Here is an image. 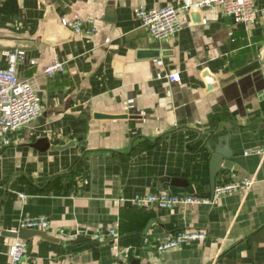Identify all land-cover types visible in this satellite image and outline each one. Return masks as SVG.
<instances>
[{
	"label": "crops",
	"instance_id": "0c3cea01",
	"mask_svg": "<svg viewBox=\"0 0 264 264\" xmlns=\"http://www.w3.org/2000/svg\"><path fill=\"white\" fill-rule=\"evenodd\" d=\"M171 1L182 2L0 0V67L7 51L22 49L16 70L42 106L0 139V264L11 263L10 233L31 215L48 225L28 228L56 238L26 239L20 264H264V0H255L250 22L217 5L192 7L176 33L154 39L135 10ZM75 12L96 18L93 36L60 23ZM54 58L63 68L45 73ZM252 61L255 69L219 82ZM224 135L232 165H221L216 184L253 182L213 197L210 157ZM159 190L213 200H128ZM185 228L206 236L157 247Z\"/></svg>",
	"mask_w": 264,
	"mask_h": 264
},
{
	"label": "built area",
	"instance_id": "2783aa9c",
	"mask_svg": "<svg viewBox=\"0 0 264 264\" xmlns=\"http://www.w3.org/2000/svg\"><path fill=\"white\" fill-rule=\"evenodd\" d=\"M219 6L224 13L232 16L235 22H250L257 16L255 0H182V2H168L165 5L138 7L135 10L136 17L141 25L145 26L154 39H161L176 33L182 25L180 13L192 7ZM60 23L69 27L72 31L91 37L97 29L94 16H83L75 12L71 17H60ZM9 64L0 67V139L11 129L18 128L38 117L42 112V106L32 83L27 78L20 77L16 70L17 57H22L24 51H7ZM63 61L56 58L47 63L43 71L52 74L63 68ZM170 80H179L178 71L168 73ZM264 153V146L262 147ZM245 150L244 153H249ZM253 179L229 180L215 185L213 197L219 193L236 189L238 187L248 188ZM20 198L27 194L18 193ZM130 204L146 207L158 205L170 207L178 203L211 202L209 196H200L189 192H176L159 190L149 193H137L128 198ZM48 225V219L44 215L22 216L19 219V227H41ZM113 229L111 232L113 233ZM205 229L185 228L173 231L157 244L159 249H165L172 245L182 244L194 239L204 238ZM26 239L14 237L7 249L10 264H20L26 249Z\"/></svg>",
	"mask_w": 264,
	"mask_h": 264
},
{
	"label": "water",
	"instance_id": "95a60500",
	"mask_svg": "<svg viewBox=\"0 0 264 264\" xmlns=\"http://www.w3.org/2000/svg\"><path fill=\"white\" fill-rule=\"evenodd\" d=\"M157 48V46H156ZM158 49H149L148 51H145L144 53L148 54V55H157L158 54ZM258 66V61H252L249 63H246L236 69H234V71L229 74L226 77H221L219 79V82L223 83L225 81H229V80H233L235 77L241 76L253 69H255ZM218 81H216V79L213 80V82L208 85V87H213L217 84ZM95 115L97 116H101V117H110L112 116L111 114H106V113H95ZM124 116V115H123ZM227 135L221 136L219 138V142L215 145L214 151L211 154L210 157V186L212 188V193L214 191L215 185H216V181H215V177L216 174L218 173V171L220 170L221 165L224 166H231V161L228 159L231 155V149L228 148L227 146ZM156 218H151L147 221L146 226L144 228L147 229L149 227V225L156 221ZM12 236L14 237H21L24 239H29L30 237H32L33 235H40L42 237L48 238V239H55L56 237H52L50 236L45 230L42 229H36V228H28V227H21L18 228L15 231H12ZM116 235H110L108 236L106 240L109 239H113L115 238ZM87 237H84L83 235H79L77 237L78 240H83L86 239Z\"/></svg>",
	"mask_w": 264,
	"mask_h": 264
}]
</instances>
